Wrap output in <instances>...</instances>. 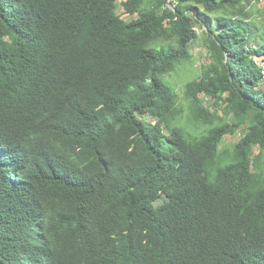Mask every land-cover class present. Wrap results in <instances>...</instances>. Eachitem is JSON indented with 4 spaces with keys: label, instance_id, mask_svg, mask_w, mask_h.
<instances>
[{
    "label": "trees",
    "instance_id": "1",
    "mask_svg": "<svg viewBox=\"0 0 264 264\" xmlns=\"http://www.w3.org/2000/svg\"><path fill=\"white\" fill-rule=\"evenodd\" d=\"M258 1L0 0V264H264Z\"/></svg>",
    "mask_w": 264,
    "mask_h": 264
},
{
    "label": "rangeland",
    "instance_id": "2",
    "mask_svg": "<svg viewBox=\"0 0 264 264\" xmlns=\"http://www.w3.org/2000/svg\"><path fill=\"white\" fill-rule=\"evenodd\" d=\"M129 0H117V16L131 21L132 19L136 18L137 16H130L126 10V3ZM153 1V0H152ZM264 9V0H259L255 4V8H253L254 17L258 18L259 20L263 17L260 12ZM204 29L206 27L197 26L196 30L199 33V36H203ZM192 59L189 62H186L179 66L174 73H172L169 77L165 80L170 85L175 93H181L185 91L186 85L193 80H198L200 78L201 69L210 63V56L207 53L206 48L202 47L199 44V41L194 44L192 48ZM259 61V60H257ZM201 99L203 100V105L205 108L209 109L211 112L217 114L219 117L226 119L227 121L232 120V116H226L224 109H225V102L221 100L216 101L215 99L208 97L206 95H202ZM148 121H152L151 117L147 118ZM179 126L182 127L183 132L186 133V137L193 138L196 134H201L207 128V125L202 121H194L191 119H187V117L179 122H177ZM245 130L241 129L235 135H228L224 139L223 146H227L232 148L238 141L243 137ZM165 197H162L157 203V206L162 205L165 202Z\"/></svg>",
    "mask_w": 264,
    "mask_h": 264
},
{
    "label": "built area",
    "instance_id": "3",
    "mask_svg": "<svg viewBox=\"0 0 264 264\" xmlns=\"http://www.w3.org/2000/svg\"><path fill=\"white\" fill-rule=\"evenodd\" d=\"M257 62H258V65L260 66V68L262 70V74L264 76V60L259 59V61H257Z\"/></svg>",
    "mask_w": 264,
    "mask_h": 264
}]
</instances>
